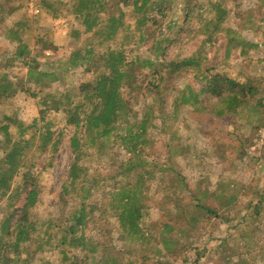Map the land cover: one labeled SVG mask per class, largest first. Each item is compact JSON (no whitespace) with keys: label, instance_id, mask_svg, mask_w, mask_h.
<instances>
[{"label":"rangeland","instance_id":"obj_1","mask_svg":"<svg viewBox=\"0 0 264 264\" xmlns=\"http://www.w3.org/2000/svg\"><path fill=\"white\" fill-rule=\"evenodd\" d=\"M40 1L0 0V72L8 66L4 70L8 71L10 80L16 83L24 81L26 65H22L18 57L24 59L26 63L36 60L45 68L54 67L58 71L59 80L52 82L51 86L47 88L46 91L50 92H56V89L65 90L92 78L91 73H82L79 66L71 67L65 64L67 57L65 55L68 51L77 48L84 49L94 44L95 46L92 48L94 54L100 50H105L107 47H116V50L119 48L118 50H123L128 55L127 59L133 58L135 54L146 58L151 56L145 53L151 44V40L142 41L136 32L137 21L135 19L138 16L146 19L147 16V24L151 26L152 30L160 32L165 29L164 27L161 30L160 27L161 13L159 10L161 8L166 7L168 9L167 6H172V9L165 12L166 20H175L184 14L185 10L190 11V18L188 17L189 20L185 26L178 27L167 37H163L162 34L157 37L160 46L166 48L163 52L158 50V58L165 62L168 60L181 61L202 50L207 53L209 59L206 65L202 64L203 69H200V64H191L187 67L183 66V69L177 73L165 74L166 79L162 85L163 100L159 103H153L152 98L158 96L157 92L155 90L144 91V86L148 80L145 73L147 70L140 72L134 68V65L129 67L133 74L131 81L133 84H137V87L127 92V97L133 107L132 112L134 111L137 117L142 116L143 112L146 113L145 131L150 138H153L151 144L145 146V152L148 155L146 158L165 162V168L169 170L173 168L185 178L188 185L187 190L183 192L185 197L183 203L190 200L197 180L201 181L200 188L213 189L218 178L224 180L236 178L246 185L244 192H239L235 197L236 214L237 212L242 214L247 203L250 206L249 209L252 210V206L259 200L258 191L264 186V125L255 129V125L246 119V115L249 114L250 118H256L260 113L244 111L236 115V112L225 111L231 105L229 104L230 90H227L220 97L206 94L201 87V80L204 72L215 73L218 71L217 69L228 78L238 80L247 77L252 78L262 91L261 97L264 103V0H220L229 10L225 24L254 44L250 47L236 46L235 48L227 43V38L230 37L227 30L219 31L217 41L214 39L206 41L208 30L205 33L202 32L203 30L193 32L199 26V16H197L195 8L193 9V5L188 6L187 0H150L147 2L146 9L141 13L135 12L133 0H129L128 5H124L122 0H107L106 13L101 15L102 25L93 28L90 32L82 33L80 41L75 40L69 31L71 27L83 28L75 15L85 12L87 8L79 6L77 0H57V10L55 9L54 13L58 16H55L52 10L40 9L41 7L38 5ZM140 2L138 1L137 4ZM192 2L197 5L200 0ZM192 9L193 11H191ZM209 9L212 8H204L206 11L204 15L214 16V11L209 12ZM121 12H125L123 18L127 20V23L118 20ZM37 14L39 15V24L45 29L40 33H44L45 38L52 40L58 49L53 55L50 49L41 48V44H33L31 37L30 40L26 41L28 48L39 49V54L33 55L31 52V55L23 58L16 55L20 49L19 45L8 40L5 34L20 17L22 20H25L26 17L31 19V16ZM153 17L157 18V22H152L150 18ZM112 18H114L113 21L110 20ZM120 23L123 26L127 25L128 29H125ZM35 34L32 32L31 36ZM10 55H15V57H10ZM154 56L155 54H153L152 59ZM57 57L61 58L62 61L54 62ZM6 58L9 60L7 61ZM10 58L15 60L12 61ZM84 61L86 64H95V72H106L104 69L106 59H98L89 53ZM165 68V66L161 67L163 74ZM73 72L75 73L73 74ZM187 86L195 90L203 102L202 105L199 102L193 106L181 103L179 96ZM32 90L34 89L32 88ZM32 90H28L26 87L15 92L9 90L7 97L0 99V113H5L18 120L22 126L31 124L35 117L40 116L43 117V121L52 123V129H62L63 134L53 151L35 156L33 150L38 146L39 134H34V129L27 128L23 135L24 138H30V143L26 145L28 160L34 162V169L41 172L40 200L42 202H38L37 206L29 209V211L31 216L38 219V234L44 238L45 244L41 248H37L36 243H31L29 249L16 256V259L19 264H93V260H95H92L93 255L88 254L90 260L85 259V253L80 247L68 246L67 253L63 254L57 246L58 237L51 238L49 236V233L53 232L52 227H50L53 224L50 225L47 221L51 217L57 219L58 222L62 218L65 220L67 214L70 213L69 210L78 205L81 199L78 185L68 183L66 179L67 170L73 162L68 138L74 128L65 124L63 111L56 112L50 108L51 99L46 95L45 90L35 97L30 94ZM73 92L71 90L68 94V101L70 100L72 103L79 99L77 91L74 90ZM250 101L256 103L255 97H252ZM63 102H67V100L64 98ZM149 105H152L153 108ZM159 106H161L160 109L163 110L164 115L155 118L154 124L150 118L154 112H159ZM237 110L239 109L237 108ZM163 121H166V125H162ZM131 122L134 123V121ZM144 124L136 122L132 125L131 130L140 129ZM41 127L42 124L39 123L37 128ZM10 130L16 137L15 134H18L17 126L11 125ZM42 130L43 128L40 129V131ZM76 130L80 135V128ZM126 132L125 128L119 130L122 135L127 134ZM174 132L176 137H174ZM171 136L174 137V141L171 140ZM170 143L181 147L182 153L166 159L171 151ZM222 143L225 149L222 147ZM240 143H243V146ZM220 144L222 145L218 146ZM238 146L245 149V153L241 157L236 152ZM82 148L90 155L84 156L79 164L89 166V171L94 173L96 177L110 176L107 178L106 184L113 187L116 181L111 176H114L117 171L115 166L120 165L123 157L128 154L121 147L117 150L115 159L111 160L108 156L97 154L95 147L90 145V142H86ZM2 150L0 148V155ZM222 151L225 152L224 156L221 155ZM170 165L172 168L169 167ZM94 176L93 179H95ZM159 176L156 174L155 177H149V180H145L146 185L143 188V196H141L144 199L142 218L146 222L160 221L174 225L183 224L184 218L175 216V213H178L176 204L172 203L173 201L170 202V198L165 200L163 194L158 191L161 184L168 182L166 180L160 181ZM136 179L135 176H132L130 182L133 183ZM15 180L19 181V177H16ZM87 180L90 183L89 179ZM101 184L102 182L99 181L94 187L92 191L94 195L90 201L102 204V207L105 208L106 198L102 196ZM173 191L175 194L182 193L177 186H174ZM135 193V196L139 195L138 192ZM17 196L18 193L15 192L10 200L14 206H20L23 202V194L19 198ZM6 198H0V216L2 211L6 210ZM136 200L138 201V199ZM211 204L220 210L216 201H211ZM190 211L192 210L190 209ZM99 212L96 210L95 214H99ZM45 220L47 221L44 222ZM109 220L111 225L107 219L102 220V222L90 223L86 235L90 234L91 229L96 232L93 234L95 241L102 243L104 247L111 248L113 254L119 258V262L126 261L128 255L135 249L139 250V254H145V247H140L142 238L139 235L129 233L127 228L123 231L122 226L118 224L114 216ZM237 220L239 219L230 223L225 222L223 217H212L210 221L208 220L209 222L202 219L201 227L195 231L198 238L191 244L186 242L188 245L185 253L181 257L175 258L172 264H192L196 258V264H233L239 257L245 258L251 264H264V216L254 215L251 220H248L249 222L246 221L248 225L251 224L254 227L245 240L239 239L236 231L231 228V224ZM229 233L232 235L229 236ZM153 238L156 239V237ZM11 256L13 255L11 254ZM182 257H186V261H183ZM15 262L10 264H15Z\"/></svg>","mask_w":264,"mask_h":264},{"label":"trees","instance_id":"obj_2","mask_svg":"<svg viewBox=\"0 0 264 264\" xmlns=\"http://www.w3.org/2000/svg\"><path fill=\"white\" fill-rule=\"evenodd\" d=\"M122 1L124 5L130 3L129 0ZM138 1H141L140 4H137ZM148 1L150 0H133L135 12L141 13V11L146 9ZM192 1L195 0H187L186 2L188 6L193 5V9L195 8L197 16H199V26L193 32L203 30L202 32L205 33L208 30L206 41H211L212 39L217 41L219 31L227 30L228 35L230 34V37L227 38L229 46H233V48L236 46H254V44L225 24L229 16V10L220 0H200L197 5H194ZM56 2L57 0H41L38 5L41 7L40 9L43 10L45 8L47 11L52 10L54 13L55 9L57 10ZM77 2H79V6L87 8L85 12L75 15V18L78 19L83 28L71 27L69 34H72L75 40L80 41L82 33L90 32L93 28L102 25L103 19L101 15L106 13L108 5L107 0H90V3H88L89 0H77ZM167 7L172 9V6ZM208 7L212 8L209 9V12L213 10L214 16L204 15L206 12L204 8ZM168 9L164 7L159 10V13H161V30L165 27L160 32L152 30L151 26L147 24V16L146 19L140 16L135 19L137 21L136 32L142 41L151 40L150 46L145 50V53L151 56L142 58L141 55L135 54L133 58L127 59L128 55L123 50H118L119 48L116 50V47H107L105 50H100L94 54L92 50L95 46L94 44L84 49L77 48L70 52L68 51L65 55L67 56L65 64L71 67L79 66L82 73L92 74L91 79L79 82L81 83L80 85L72 86L65 90L56 89V92L46 91L52 82L59 80L58 71L54 67L45 68L43 64H39L36 60L27 61L26 63L24 59L22 60L19 57L21 64L26 65L24 81L16 83L10 80L8 71L4 70L8 66L4 67L3 71L0 72V99L7 97L9 90L10 92H15L25 87L28 90L33 88L34 90L30 94L34 97L45 90L46 95L51 99L50 108L56 112L63 111L65 124L74 128L68 138L69 149L73 154V162L67 170L66 179L68 183H76L78 185L81 199L78 205L73 206L69 210L70 213L69 215L67 214L65 220L62 218L58 222L57 219L51 217L48 221H44H47L50 225L53 224L50 226L53 232L49 233V236L51 238L58 237L57 246L63 254L67 253L68 246H74L80 247L84 251L85 259L87 260H90L88 254L93 255L92 260L95 259L93 264H172L175 258L181 257L185 253L187 243L191 244L196 241L198 236L195 231L201 227L202 219L209 222L212 217H223L225 222L230 223L235 221V219H239L231 224V228L236 231L235 233H237L239 239L245 240L249 237L250 230L254 227L251 224L248 225L246 221L251 220L254 215L264 216V186L258 191L259 200L252 206V210L249 209L250 206L247 203L246 209H244L242 214L239 212L236 214L237 203L234 200L239 192H244L246 185L236 178L229 180L218 178L214 183L213 189L200 188L201 181L197 180L190 200L183 203L185 198L183 192L187 190L188 185L185 178L172 168V164L169 166L172 169L169 170L165 168V162L146 158L148 155L145 152V146L151 144L153 138H150L145 131L146 113L144 114L143 112L142 116L137 117V114L134 111L132 112L133 107L127 97V92L137 87V84H133V81H131L133 74L129 67L134 65V68L140 72L147 70L145 73L148 76V80L144 86V91L155 90L158 96L152 98V102L159 103L163 100L162 85L164 79H166L165 74L177 73L183 69V66L187 67L191 64H200V69H203L202 64L206 65L209 60L207 53L202 50L181 61L168 60L165 62L163 59L158 58V50L160 49L163 52L166 48L160 46L157 37L160 34L164 35L163 37H167L178 27L182 28L185 26L190 18L191 12L185 10V13L178 16L175 20H166L165 12ZM54 15L58 16L56 13ZM124 15L125 12H121L119 19H116L127 23V20L123 18ZM30 18L26 17L25 20H22V17H20L6 31L5 37L10 41L16 42L20 47L16 55L25 58L31 55V52L33 55L39 54V49L28 48L26 41L30 40L31 37L33 38V44H41V48L50 49L54 55L58 46L52 40L45 38L44 33H40L45 29L39 24V15L37 14ZM150 19L154 23L157 22L155 17ZM110 20L113 21L114 18ZM120 24L122 25V23ZM142 26L143 28H141ZM123 27L128 29L127 25ZM32 32L36 34L31 36ZM89 53L93 54L94 57H98V59H106L104 66L106 72H95V64L85 63L84 60ZM153 54L155 56L152 59ZM10 57H15V55H10ZM6 60L8 61L9 59L6 58ZM10 60L13 61L15 59L10 58ZM60 61L62 59L57 57L54 62ZM163 66L166 67L164 74L161 72V67ZM206 69L204 70L206 71ZM217 70L215 73H203L201 80L203 91L206 94L220 97L227 90H230L229 104L231 105L225 111L236 112V115L244 111L260 113L256 118H250L248 114L246 119L255 125V129L263 126L264 103L259 86L255 84L252 78L232 79L221 74L219 69ZM71 90L72 92L76 90L79 97L74 103L70 100L68 101V94ZM73 94L76 95L74 92ZM252 97H255L256 103H251L250 99ZM64 98L67 102H63ZM179 98L184 105L193 106L196 102H199L200 105L203 104L195 90L190 88V86L181 91ZM149 107L153 108L152 105H149ZM160 107H158L159 112H154L150 118L154 124L155 118L164 115ZM131 121L143 123L144 125L140 129L132 131L131 127L134 123ZM39 123L42 124V131H40L41 128H37ZM11 125L17 126L18 134H15L16 137L10 130ZM162 125H166V121H163ZM27 128H32L35 131L34 134H39L38 146L33 150L34 156L53 151L60 141V136L63 134L62 129H52V123L43 121V117L40 116L35 117L31 124L22 126L18 120L5 113H0V148L3 149L0 155V198L7 197L6 210H3L0 216V264H10L13 261H16L15 264H19L16 256L28 250L31 243H36L37 248H41L45 244L44 238H41V235L38 234V219L31 216L29 211V209L36 207L38 202L41 203L42 200H40L41 172L35 170V163L28 160L26 145L30 143V138H24L23 136ZM78 128H80V135L76 130ZM120 128H125L127 134H120ZM174 137H176L175 132ZM174 137L171 136V140ZM86 142H90V145L95 147L97 154L108 156L111 160L115 159L117 150L121 147L128 154L123 157L124 159L121 160L120 165L115 166L117 171L114 176H111L116 181L113 187H109L106 184V180L110 176L96 177L94 173L89 171V166L79 164V161L84 156L90 155L82 148ZM240 144L243 146V143ZM242 146L236 148L239 157L245 153V149H242ZM169 147L171 151L166 159L182 153L181 147L179 148L173 143H170ZM222 147H225L224 144ZM224 153L222 151L221 155L224 156ZM167 171L169 172L167 173ZM156 174L160 175L158 177L160 181H168L163 185L161 184V188H158V191L163 194L165 200L170 198V202L173 201L172 203L176 204L178 213H175V216H182L184 218L183 224L174 225L160 221L146 222L142 218L144 199L141 196H143V188L146 185L145 180H149V177H155ZM93 176L95 179L92 178ZM132 176L137 178L133 183L130 182ZM16 177H19V181L15 180ZM87 179H89L90 183ZM99 181L102 182V196L106 198L105 208L102 207V204L90 201V198L94 195L92 191ZM174 186H177L182 193L175 194V191H173ZM15 192L18 193V198L23 194V202L20 206H14L13 202L10 201ZM135 192H138L139 195L135 196ZM211 201H216L220 210L215 208ZM96 210L100 211L99 214H95ZM112 216L122 226L123 231L127 228L129 233L137 234L142 238L140 247H145V254L141 255L139 250L135 249L136 251L134 250L128 255L126 261L119 262V258L116 254H113L111 248L104 247L102 243L95 241L93 234H96V232L91 229L90 234L86 235V230L90 223L102 222V220L107 219L109 225H111L109 219ZM109 225L108 227H110ZM230 235L232 233H229ZM153 237H156V239ZM182 260L186 261V257ZM196 260L197 258L192 264H196ZM233 264L251 263L245 258L239 257Z\"/></svg>","mask_w":264,"mask_h":264}]
</instances>
